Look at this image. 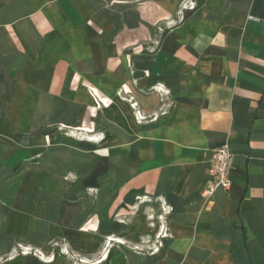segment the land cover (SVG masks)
<instances>
[{
    "label": "crops",
    "instance_id": "0c3cea01",
    "mask_svg": "<svg viewBox=\"0 0 264 264\" xmlns=\"http://www.w3.org/2000/svg\"><path fill=\"white\" fill-rule=\"evenodd\" d=\"M182 1L0 0V173L37 166L6 241L104 248L98 264H264V0H192L179 20ZM225 143L231 187L205 198ZM161 202L170 236L146 251Z\"/></svg>",
    "mask_w": 264,
    "mask_h": 264
},
{
    "label": "rangeland",
    "instance_id": "374dc122",
    "mask_svg": "<svg viewBox=\"0 0 264 264\" xmlns=\"http://www.w3.org/2000/svg\"><path fill=\"white\" fill-rule=\"evenodd\" d=\"M181 4V3H180ZM180 7V5H179ZM182 10L178 8V10L176 11L175 17L177 16L176 19H179V12H181ZM175 22V21H174ZM169 26L168 22H160L159 26H157L156 30L159 33L158 35V39L159 37L163 34L164 30H166ZM119 94L121 95V91H119ZM122 99H126L123 98ZM129 100V98H127ZM137 108V107H136ZM134 108V109H136ZM138 110L134 111V117H135V112ZM145 119V117H143ZM60 128H62L63 133L65 134V136H67L68 138H71L77 142H87V141H92L91 138H93L92 136H90V133H88L85 129H78V128H71V127H58V129L60 130ZM93 134V133H91ZM96 139H94L93 142L95 143H100L103 139V135L101 133H96ZM34 148H37V145H35ZM37 159H35L34 161H36ZM36 164V163H35ZM36 165H32L31 168H29V170H25V171H19L17 174L10 175L7 174L6 172H1L0 173V177L2 179L5 180L4 182V186H15L13 189H15V191H17L18 189V197L16 198L15 196H12L11 199H9V201L7 202V208L8 210H6V205L5 204H1L0 206L3 207L0 210V264H5L7 262H11L14 261L16 259H28V260H32L34 263L37 264H55L58 260H62L63 264H98L100 262L101 259V253L104 251V248L97 254V256H95V258L91 259V258H86L85 256L79 254L78 252H76L74 249L71 248V246L69 245V243L66 240L60 239V240H52L46 243V245L39 247L34 245L33 243H23V242H18V241H6L5 237H6V231L9 230L5 225H7V222L9 221L5 216L7 215V211L10 212V210L15 208L20 207V202L25 201L22 199L24 196V192L22 190V188H27L29 187V185L32 183V179L35 176V173L32 172V169H37ZM31 171V172H30ZM22 179H24V181L26 182L24 185L19 186V182L22 181ZM63 181L65 183H73L76 181V175L73 173H67L63 176ZM14 182H16L14 184ZM16 186H18L19 188H16ZM10 187V186H9ZM8 188V187H7ZM11 191V190H9ZM13 191V190H12ZM5 192V191H4ZM86 194L89 195H95L96 190L93 189H87L86 190ZM4 195H8L5 193H0V202L1 201H6L5 198L3 197ZM137 204H132L129 207L127 206V211L124 212L123 208L119 209V211H115L114 212V216L111 218L112 220L114 219V221L116 223L122 224L125 223L124 219L125 218H129L131 216H134L137 212H138V208H137ZM114 209H117V207H115ZM81 230L85 231V232H91V233H95L96 232V228L93 227L92 225H90L89 221L84 222L80 228ZM107 239V238H105ZM111 239V237H110ZM108 243H106L105 245H107ZM105 247V246H104Z\"/></svg>",
    "mask_w": 264,
    "mask_h": 264
},
{
    "label": "built area",
    "instance_id": "2783aa9c",
    "mask_svg": "<svg viewBox=\"0 0 264 264\" xmlns=\"http://www.w3.org/2000/svg\"><path fill=\"white\" fill-rule=\"evenodd\" d=\"M195 1L185 0L180 4L179 9L182 11L179 12V20L181 19V14L185 11L194 10ZM171 25V24H168ZM119 94V93H118ZM120 95V94H119ZM131 107L136 108L137 104L132 103ZM143 120V116H141L139 111L135 112V121L140 124ZM89 131V130H86ZM91 133V132H90ZM230 162H231V153L229 150V145L227 143L219 146L213 152V160L209 169V174L212 176V183L207 186L203 191L202 195L205 198L211 197L217 190L229 191L231 187V179H230ZM147 202L152 201V199L147 198ZM161 211L162 215H159L157 221L159 222V232L153 238V243L150 247H146L145 250L154 251L155 248L153 246L157 245L158 238H168L170 233L168 232L166 218L168 213L171 211L170 207L167 206L164 202H161ZM152 217V216H151ZM137 251H143V249H138Z\"/></svg>",
    "mask_w": 264,
    "mask_h": 264
}]
</instances>
